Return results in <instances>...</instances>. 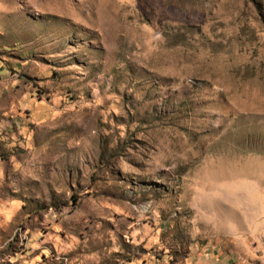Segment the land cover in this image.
I'll return each mask as SVG.
<instances>
[{
  "label": "rangeland",
  "instance_id": "1",
  "mask_svg": "<svg viewBox=\"0 0 264 264\" xmlns=\"http://www.w3.org/2000/svg\"><path fill=\"white\" fill-rule=\"evenodd\" d=\"M0 264H264V0H0Z\"/></svg>",
  "mask_w": 264,
  "mask_h": 264
}]
</instances>
